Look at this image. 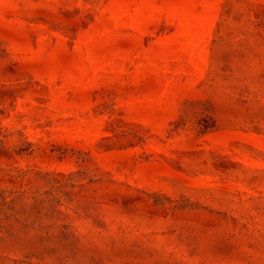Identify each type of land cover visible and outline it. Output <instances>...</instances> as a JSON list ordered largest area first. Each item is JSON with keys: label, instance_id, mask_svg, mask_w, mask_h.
I'll list each match as a JSON object with an SVG mask.
<instances>
[{"label": "rangeland", "instance_id": "rangeland-1", "mask_svg": "<svg viewBox=\"0 0 264 264\" xmlns=\"http://www.w3.org/2000/svg\"><path fill=\"white\" fill-rule=\"evenodd\" d=\"M0 264H264V0H0Z\"/></svg>", "mask_w": 264, "mask_h": 264}]
</instances>
